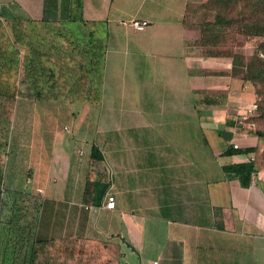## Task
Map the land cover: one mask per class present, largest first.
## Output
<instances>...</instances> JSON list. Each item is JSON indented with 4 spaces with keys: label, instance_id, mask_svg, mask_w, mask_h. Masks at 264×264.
<instances>
[{
    "label": "crops",
    "instance_id": "obj_1",
    "mask_svg": "<svg viewBox=\"0 0 264 264\" xmlns=\"http://www.w3.org/2000/svg\"><path fill=\"white\" fill-rule=\"evenodd\" d=\"M207 1L81 0L77 10L76 0H0V52L8 57V38L18 50V84L27 83L25 67L100 68L94 86L86 72L58 77L83 88L65 94L71 138L57 132L50 148L36 143L35 247L86 243L112 264H264L258 173L242 187L220 170L254 155H224L231 142L255 147L257 138L234 123L229 63L217 62L227 72L219 79L199 61L190 7ZM131 20L147 25L120 23ZM75 35L82 46H69ZM93 183L106 187L99 203ZM109 195L114 208L104 206ZM10 211L0 219V264H26L28 244L8 232L22 235L28 214L19 208L12 224Z\"/></svg>",
    "mask_w": 264,
    "mask_h": 264
},
{
    "label": "rangeland",
    "instance_id": "obj_2",
    "mask_svg": "<svg viewBox=\"0 0 264 264\" xmlns=\"http://www.w3.org/2000/svg\"><path fill=\"white\" fill-rule=\"evenodd\" d=\"M190 11L189 22L202 31L195 46L207 70L205 76L224 79L227 72L217 62L229 63V74L235 78L229 108L238 114L234 123L247 134L244 137L257 135L252 160L264 186V0H208L190 7ZM59 88L65 90L67 85ZM17 89L19 92L0 105V110H5L0 118V187L4 190L0 219L9 209L12 222L18 217L13 209L38 207H33L31 202L37 201L28 192V177L36 169V143L44 141L50 148L57 132L71 138L73 122V108L65 96L62 101L55 97L41 99L27 96L26 85H18ZM241 115L246 116L242 123L238 122ZM47 157L50 159V155ZM36 250L40 251L36 264H112L110 260L101 261L108 254L105 250L86 243L37 245Z\"/></svg>",
    "mask_w": 264,
    "mask_h": 264
},
{
    "label": "trees",
    "instance_id": "obj_3",
    "mask_svg": "<svg viewBox=\"0 0 264 264\" xmlns=\"http://www.w3.org/2000/svg\"><path fill=\"white\" fill-rule=\"evenodd\" d=\"M223 1V0H220ZM75 8L77 10H81L82 4L81 0H76ZM82 20V19H80ZM28 27L31 32L34 30V26H31L29 23ZM70 29V28H69ZM75 29V30H74ZM70 30L72 31H82L83 26L81 24L75 26V28H71ZM78 34V33H77ZM202 36V31H200V37ZM1 38V37H0ZM35 41L36 38H33ZM83 37L81 36H73L67 39V42L69 46H75L74 48L78 46H82ZM6 44H8V48L10 49V52L8 54V57H5L6 54L4 52H0V105L4 100H10L12 96L19 92L17 89L18 85H26L28 95H32L33 97L36 98H44V99H53V97L59 99L62 95L65 96L67 92L72 91L73 89H78V88H83L82 85L79 86H72L68 84H59V79L58 77L61 75L65 76H70L72 73H78L80 72V76H83L84 72H86L87 75H91V79L93 81V86L98 82L99 77H100V68L98 65L96 66V63H93L90 68H81L80 70L74 69L73 67H68L65 65L64 68H57V66H54L52 64L50 65H42L40 68L35 69V68H24V76L26 77L27 83L26 84H18L17 83V78L19 76L20 70L19 67H17V63L19 60V52L18 50L14 47V44L10 41V39L5 40ZM14 43L20 42L18 38L15 37V40L13 41ZM49 44L46 42V45ZM70 55V54H68ZM47 56V55H45ZM50 56V55H49ZM99 58V54H97ZM51 57V56H50ZM6 58L9 60V62H3ZM5 59V60H6ZM16 64V66H15ZM99 64V63H97ZM22 82V81H21ZM24 82V81H23ZM96 82V83H95ZM60 85H67V88L64 89H57L58 86ZM66 97V96H65ZM3 109V108H2ZM0 110V118H2L3 114H5V110ZM256 137L257 135L254 134ZM205 145L207 144L206 140L204 139ZM255 147H244V148H233V146L230 144L224 151V155H231V154H247V153H255ZM221 172L223 173L224 176L227 178H234L237 179L242 187H248L251 183V175L253 173H258V167L253 160H249L246 162H241V163H232V164H225L220 167ZM2 174V173H1ZM0 179H2V176L0 175ZM258 179H260L258 177ZM1 182V181H0ZM2 184V183H1ZM94 188V197L98 195V191L102 190L98 199L97 203H99V200L101 199V195L103 194L104 190L106 187L104 185L100 184H92ZM4 194V190L2 187H0V196ZM34 198V197H33ZM30 203V201H29ZM33 204V207L37 205L34 201L31 202ZM3 207L2 201L0 200V212ZM33 210V212H32ZM36 209H27V214H28V223L26 226L22 227V235H20V231L18 229H10L8 232V239L9 240H17L19 243L21 240L22 243L26 241L28 244V258L26 261V264H35V259L37 257V250H36V241L34 240V235H33V222H34V213ZM17 212V218H19V208L13 209V212ZM32 212V213H31ZM16 219L14 222L11 221L12 224H16ZM14 226V225H13ZM12 231V232H11ZM10 233V234H9ZM12 233V235H11ZM26 235H25V234ZM3 230H0V238H3ZM20 236V238H19ZM22 236V237H21ZM25 239V240H24ZM23 245V244H22Z\"/></svg>",
    "mask_w": 264,
    "mask_h": 264
},
{
    "label": "built area",
    "instance_id": "obj_4",
    "mask_svg": "<svg viewBox=\"0 0 264 264\" xmlns=\"http://www.w3.org/2000/svg\"><path fill=\"white\" fill-rule=\"evenodd\" d=\"M0 8H1V6H0ZM120 23L121 24L129 23L136 30H143L146 27V25H147L146 21H138V20H131L130 22L120 21ZM245 118H246V116L241 115L240 119L238 120V122L242 123V120L245 119ZM231 145L235 149L240 147L237 142H231ZM114 203H115L114 197L112 195H109V196H107V199H106V202H105L104 206H105V208H114Z\"/></svg>",
    "mask_w": 264,
    "mask_h": 264
}]
</instances>
